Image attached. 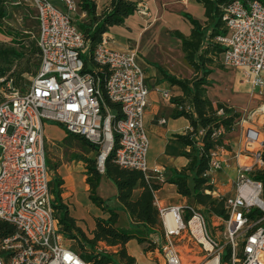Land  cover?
<instances>
[{"label": "built area", "instance_id": "2783aa9c", "mask_svg": "<svg viewBox=\"0 0 264 264\" xmlns=\"http://www.w3.org/2000/svg\"><path fill=\"white\" fill-rule=\"evenodd\" d=\"M60 2L63 9L50 0H16L36 12L40 65L26 88L8 82V89H0V219L15 227V232L0 243V264H87L63 242L54 214L44 121L55 122L95 144L100 172L105 157L116 146L117 163L141 170L147 177L149 139L143 116L149 90L137 53L132 47L112 48L106 32L90 52L71 16L76 11L75 2ZM135 12L145 20L150 17L144 2L137 4ZM222 12L226 34L215 41L224 48L223 65L239 69L264 95V3L233 0ZM102 86L108 100L119 105V117L106 104ZM262 107L264 103L249 117L258 113L264 119ZM244 142L245 151L237 155L235 193L225 199L228 218H218L225 226L222 240L208 231L205 215L197 208L190 207L185 216L181 206H159L154 198L164 236L159 264H184L174 240L185 237L200 247L203 257L199 264H264L262 183L249 176L264 165V134L248 127ZM223 148L211 154L209 168L202 173L213 186L214 174L222 168ZM155 173L154 179L163 183L162 170L156 168ZM215 193L217 198L223 197L213 189ZM252 212L254 216H250ZM169 213L176 223L174 228L167 224Z\"/></svg>", "mask_w": 264, "mask_h": 264}, {"label": "trees", "instance_id": "16d2710c", "mask_svg": "<svg viewBox=\"0 0 264 264\" xmlns=\"http://www.w3.org/2000/svg\"><path fill=\"white\" fill-rule=\"evenodd\" d=\"M198 1L204 7L206 21L202 24L186 15L192 26L190 34L185 36L179 31L173 32L180 40L181 49L185 59L193 67L194 75L191 78H176L161 69L165 79L171 85L178 86L182 92V95L172 98V102L177 106L174 115L184 116L190 122V128L184 134L177 136V139L189 148L188 151L182 152L188 163L179 171L171 170V175L164 181L174 184L178 194L198 205L197 209L206 214L209 221L212 217L224 221L228 218V210L225 207L226 197L213 196L214 186L202 177V173L209 168L211 154L218 147H230L224 138V133L232 131L241 117L239 111L225 102L211 100L206 93V88L212 84L209 75L214 69L225 67L221 60L224 48L215 41V38L226 34L222 7L233 0ZM242 1L246 3L248 0ZM260 1L264 3V0ZM77 5L85 16L75 22L88 41L90 52L100 42L103 33L108 32L112 26L122 24L137 8V3L133 0H108L100 11L97 9L96 0H78ZM8 15L7 0H0V35L10 37V44L0 42V79H2L0 89L4 90L8 89L9 81L13 83V87H18L23 75L36 74L40 65L39 48L36 44H32L29 36L18 37L11 29L3 26L2 22L8 18ZM32 55L37 56L34 70L27 64ZM23 63H25L23 67L10 72L14 64L20 66ZM102 94L106 104L115 109L116 117H119V105L108 100L104 86H102ZM200 131L202 133H199ZM72 136L98 154L99 149L95 144L83 136ZM114 138L116 139V134ZM115 147L113 146L105 157L103 172L97 169L96 157L86 159V181L89 184L90 200L107 213V217H95V228L91 237L76 225L75 219L61 204L58 188L60 181H57V188L50 189L54 195L51 204L59 222V230L70 242L71 249L87 264H134V257L130 256L126 249V244L131 239H135L139 245L148 243L146 249L155 247V241L150 239L149 235L155 233L160 226L159 210L154 204V193L159 189L160 183L146 177L141 170L120 166L115 157ZM262 161H264V153H262ZM102 173L115 184L116 199L121 209L128 212L130 229L117 226L118 209L109 206L107 200L97 194L96 189ZM249 176L262 183L261 198L264 199V165L250 172ZM190 207L193 206L186 205L185 210L189 212ZM250 216H254V213L252 212ZM14 232L15 227L12 223L0 219V243ZM99 243L116 247V251L109 252L101 248Z\"/></svg>", "mask_w": 264, "mask_h": 264}, {"label": "crops", "instance_id": "0c3cea01", "mask_svg": "<svg viewBox=\"0 0 264 264\" xmlns=\"http://www.w3.org/2000/svg\"><path fill=\"white\" fill-rule=\"evenodd\" d=\"M73 1L76 4L79 19H82L85 14L79 10L78 0ZM133 1L137 4L140 2L146 3L150 17L145 20L134 12L125 18L122 24L112 26L106 33L109 37V45L112 48L126 50L128 47H132L137 53L136 60L144 71L145 84L149 90V105L143 116V124L149 139L147 177L154 179L156 176L155 169L157 168L162 170L165 180L171 175V170L179 171L188 163V159L182 155V152L188 151L189 148L180 142L177 136L184 134L190 128V122L184 116L174 115L177 106L172 102V98L182 95V92L178 86L171 85L165 79L161 69L176 78H191L194 75L193 67L185 59L180 40L175 37L173 32L179 31L188 36L192 26L186 15L203 24L206 21L205 10L198 0ZM96 3L97 9L100 11L108 3V0H96ZM55 5L59 7L62 5L64 8L62 2ZM224 68L228 71L216 68L209 75L212 84L206 88L208 97L213 101L225 102L240 113L254 108L257 101L255 96L256 94L261 96V94L249 81L245 80L239 69ZM165 92L168 93L167 96L164 95ZM161 119H164L165 122L161 123ZM246 123L249 122L246 120L239 121L232 131L224 133V138L230 147L223 148L220 156L222 168L214 174L216 184L213 189L225 197H231L235 193L232 184H234L237 175V155L245 151L244 135L248 128L245 125ZM43 127L45 150L47 145H55V139H62L66 135L73 137L72 134L55 122L44 121ZM261 128L262 134H264V126ZM86 149L88 148L86 147ZM89 151L92 152V150ZM86 159L93 158L84 154L69 158L61 154L55 160L46 154V163L50 170V189L57 188V181H60L58 188L60 189L61 204L67 208L69 215L75 219L76 225L91 237L92 230L95 228V217H107V213L90 200L89 184L86 181ZM104 178L109 179L102 173L96 192L108 203L109 197L100 191L101 182ZM116 193L117 190L113 195L115 205L112 207L118 209L117 226L122 218H126L128 226L125 229H130L131 221L128 212L121 209L116 199ZM213 196L216 197V193ZM154 197L159 206H181L185 216L189 214L185 210L186 205L199 208L192 200L178 194L174 184L165 181L160 183ZM53 199L54 195L51 193V202ZM211 220L215 224L221 223L215 217H212ZM121 227L124 228L122 224ZM161 234L163 235V230L160 225L157 231L149 236H152V239H157L159 236L161 237ZM63 239L65 245L71 248L69 241L64 236ZM99 244L105 250L112 249L113 252L116 251V247H109L104 243ZM137 245L136 240L131 239L126 244L128 254L134 257V264L140 263L139 258L144 259V262L147 263V259L139 251L137 252ZM132 250L136 253H132Z\"/></svg>", "mask_w": 264, "mask_h": 264}, {"label": "rangeland", "instance_id": "374dc122", "mask_svg": "<svg viewBox=\"0 0 264 264\" xmlns=\"http://www.w3.org/2000/svg\"><path fill=\"white\" fill-rule=\"evenodd\" d=\"M54 4H60L59 0H50ZM7 7H8V18L4 19L2 24L6 29H11L13 32L18 37H23V36H29V40L32 41V44H35V38L37 36V31H38V24H37V19H36V12L34 8H32L29 5L26 4H18L16 3V0H7ZM59 7V6H58ZM61 9H63V6L60 5ZM72 18L76 21L79 19V15L77 11L73 12L71 14ZM9 35H0V42H3L4 44H10V39ZM37 56L32 55L28 61L27 64L34 70L35 64L37 63ZM25 63L20 64H14L12 66V69L10 72L13 70H16L18 68H21L24 66ZM222 70L228 71V69L223 68ZM9 72V73H10ZM33 75L31 74H24L23 75V80H21L18 83V88H26L28 84L30 83L31 78ZM1 81V80H0ZM11 82V81H9ZM28 83V84H27ZM8 84V83H7ZM8 86V85H7ZM11 86H13V83L11 82ZM1 90H3L1 88ZM1 97V95H0ZM255 99L257 100L254 104V108H251L250 110L241 113L240 120L244 118L246 121L249 123H246L245 125L250 127V128H255L258 129L261 133V127L264 126V119L260 118L258 113H255L252 117H249L250 114L253 111H256L262 103H264V95H258L256 94ZM239 120V121H240ZM60 138V137H56ZM55 145H47L46 146V154L49 155V157L57 160V158L63 154L64 157H69V158H74L78 157L82 154L89 156L91 158L97 157L96 152H90L88 149H86L85 146H83L78 140L74 139L73 137H70L69 135L63 137L62 139H55L54 141ZM49 146V148H48ZM53 162V161H50ZM234 186V184H232ZM100 191L109 197L108 204L109 206H114L115 205V198L114 194L116 192L115 185L107 178H104L101 182V187ZM204 214V213H203ZM206 226L209 232L212 234L217 235V237L222 240L223 236L221 233L224 230V223H213L212 220H208L206 214ZM124 228L128 226V220L126 218H122L120 222L118 223V227H121V224ZM217 233V234H216ZM150 239H152V236H149ZM155 241V247L153 249H146V246H148V243H145L143 245H137L136 250L137 252L139 251L149 263L152 264H159V259L161 257V246L164 244V238L163 235L161 234V237L159 236L157 239H152ZM63 242L65 240L63 239ZM177 249L179 250L181 257L183 259L184 264H199L202 261L203 253L200 250V247L195 244L193 240H187L185 237L184 239H178L175 238L174 240ZM70 245V242H69ZM109 252H113L112 249L107 250ZM132 253H136V251L132 250ZM117 255V254H116ZM140 256V255H139ZM140 263L138 264H149L148 262H144V259L139 258Z\"/></svg>", "mask_w": 264, "mask_h": 264}, {"label": "bare ground", "instance_id": "6f19581e", "mask_svg": "<svg viewBox=\"0 0 264 264\" xmlns=\"http://www.w3.org/2000/svg\"><path fill=\"white\" fill-rule=\"evenodd\" d=\"M261 110H264V107H262ZM261 110H260V111H261ZM166 219H167V224H168V226H169L170 228H174L175 225H176V223H175V221H174V219H173V217H172V215H171L170 213L167 214Z\"/></svg>", "mask_w": 264, "mask_h": 264}]
</instances>
